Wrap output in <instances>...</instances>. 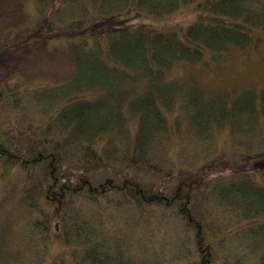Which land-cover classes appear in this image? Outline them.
<instances>
[{"label":"trees","instance_id":"1","mask_svg":"<svg viewBox=\"0 0 264 264\" xmlns=\"http://www.w3.org/2000/svg\"><path fill=\"white\" fill-rule=\"evenodd\" d=\"M247 1L0 0L25 14L0 53L43 41L75 64L0 85V264H47L55 231L52 264H264V88L169 77L262 39ZM193 2L179 30L130 24Z\"/></svg>","mask_w":264,"mask_h":264},{"label":"rangeland","instance_id":"2","mask_svg":"<svg viewBox=\"0 0 264 264\" xmlns=\"http://www.w3.org/2000/svg\"><path fill=\"white\" fill-rule=\"evenodd\" d=\"M246 5L250 11L255 8L264 15V0H248ZM202 13L199 4L193 2L163 16L132 13L130 24L132 27L144 26L161 31L179 30L197 21ZM24 15L19 4H5L0 11V30L22 21ZM205 50L207 52L201 61H176L169 77L184 83L196 81L211 93L225 90L231 93V97L244 90L264 88V36L248 47L230 45L226 51L217 53H212L210 48ZM74 72L73 60L43 41L0 53V85L13 81L18 75H24L27 79L41 75L66 78ZM63 249L62 239L55 231L47 264H52L56 254Z\"/></svg>","mask_w":264,"mask_h":264}]
</instances>
